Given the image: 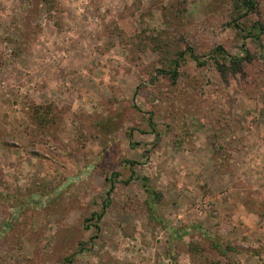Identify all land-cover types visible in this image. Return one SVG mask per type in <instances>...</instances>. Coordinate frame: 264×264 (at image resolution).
Masks as SVG:
<instances>
[{
  "label": "rangeland",
  "instance_id": "obj_1",
  "mask_svg": "<svg viewBox=\"0 0 264 264\" xmlns=\"http://www.w3.org/2000/svg\"><path fill=\"white\" fill-rule=\"evenodd\" d=\"M237 1L0 0V264H264V0Z\"/></svg>",
  "mask_w": 264,
  "mask_h": 264
},
{
  "label": "trees",
  "instance_id": "obj_2",
  "mask_svg": "<svg viewBox=\"0 0 264 264\" xmlns=\"http://www.w3.org/2000/svg\"><path fill=\"white\" fill-rule=\"evenodd\" d=\"M254 7V2L253 0H240V1H237L236 2V8H237V11L239 9H244L245 12H250V10H252ZM235 29L237 30V33H240L243 32L244 30L241 29V26L240 25H235L234 26ZM261 30V27H260V24L259 23H254L252 26H251V29L250 31L248 32V36L249 37H254V36H257L256 34H259V31ZM246 38V36L244 37ZM214 52H216V54H218V56L222 59V60H226L229 58V64L230 66L227 67L225 65V63H219L218 60H216V69L219 71V73H221L223 76L226 75V72L229 70V68L232 70V73L233 74H237V73H240L241 72V67H242V62L247 60V54L244 55V57L242 58H235V57H228L226 56L227 54L223 51V49L221 47H217ZM186 53L188 54V56L196 62V64H198L199 66H202L204 64V62L200 61L199 60V57L197 55H195L192 50L188 49L186 51ZM179 58H182V53H181V56H179ZM179 67V63L178 61H174L173 62V65H172V71H169L172 75L173 78H175L176 76V73H177V69ZM125 163H128L130 165H133L134 163L133 162H130L128 160L125 161ZM112 189V186L110 188V190ZM109 190V192H110ZM100 216L101 215H93V217H96L98 220L100 219ZM70 262V260L68 261V263ZM71 264V263H69Z\"/></svg>",
  "mask_w": 264,
  "mask_h": 264
}]
</instances>
